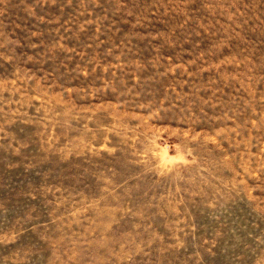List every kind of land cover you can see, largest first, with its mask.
Instances as JSON below:
<instances>
[{
    "label": "rangeland",
    "instance_id": "rangeland-1",
    "mask_svg": "<svg viewBox=\"0 0 264 264\" xmlns=\"http://www.w3.org/2000/svg\"><path fill=\"white\" fill-rule=\"evenodd\" d=\"M0 264H264V0H0Z\"/></svg>",
    "mask_w": 264,
    "mask_h": 264
}]
</instances>
